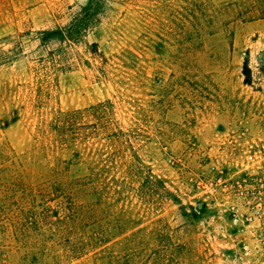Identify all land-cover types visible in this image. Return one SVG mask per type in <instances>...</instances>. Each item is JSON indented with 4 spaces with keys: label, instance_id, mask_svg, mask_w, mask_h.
I'll return each mask as SVG.
<instances>
[{
    "label": "rangeland",
    "instance_id": "1",
    "mask_svg": "<svg viewBox=\"0 0 264 264\" xmlns=\"http://www.w3.org/2000/svg\"><path fill=\"white\" fill-rule=\"evenodd\" d=\"M90 1L0 0V264H264V0Z\"/></svg>",
    "mask_w": 264,
    "mask_h": 264
},
{
    "label": "trees",
    "instance_id": "2",
    "mask_svg": "<svg viewBox=\"0 0 264 264\" xmlns=\"http://www.w3.org/2000/svg\"><path fill=\"white\" fill-rule=\"evenodd\" d=\"M93 0H91L87 6L83 8L85 13H88L92 10L94 7L93 5ZM88 24H80L77 23L76 20L71 22L68 26L64 28H58L57 30L53 31H43L40 33L41 35V43L46 44L47 42L51 41H63V40H72V41H77V36L86 29ZM17 184L14 183L13 186H10V190H14L15 192H23L25 195L24 197L28 198L31 203L34 204V208L40 205L38 199L39 197H44V198H54V197H59L60 194H63L67 191H72L74 186L70 185H62L61 183L53 182L52 184L47 185V187L42 188L41 190L35 191V190H30V191H20L19 189L21 187H17ZM76 191V190H75ZM17 195V194H15ZM28 202V201H27ZM69 210V209H68ZM68 219H71L69 216H66V221ZM82 220V219H81ZM73 223H76V220L73 221Z\"/></svg>",
    "mask_w": 264,
    "mask_h": 264
}]
</instances>
